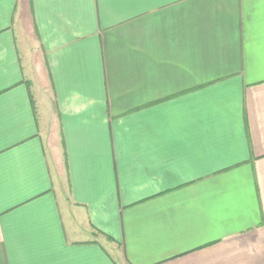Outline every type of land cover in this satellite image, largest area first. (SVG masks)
Returning a JSON list of instances; mask_svg holds the SVG:
<instances>
[{"label": "crops", "instance_id": "0c3cea01", "mask_svg": "<svg viewBox=\"0 0 264 264\" xmlns=\"http://www.w3.org/2000/svg\"><path fill=\"white\" fill-rule=\"evenodd\" d=\"M0 264H264V0H0Z\"/></svg>", "mask_w": 264, "mask_h": 264}]
</instances>
